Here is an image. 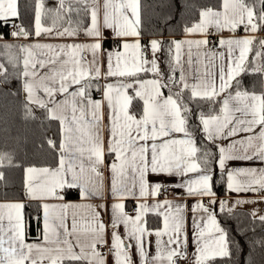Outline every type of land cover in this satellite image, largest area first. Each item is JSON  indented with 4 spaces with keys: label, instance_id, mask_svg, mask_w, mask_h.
Instances as JSON below:
<instances>
[{
    "label": "snow or ice",
    "instance_id": "obj_1",
    "mask_svg": "<svg viewBox=\"0 0 264 264\" xmlns=\"http://www.w3.org/2000/svg\"><path fill=\"white\" fill-rule=\"evenodd\" d=\"M33 5L29 20L20 0H0V92L18 97L22 118L44 129L46 153L41 163H23L0 151V183L7 186L5 168L23 172L18 198L0 200V264H108L109 257L112 264H240L243 246L229 222L238 207L264 202V166L229 165H264V91L243 84L244 75L264 78V0L198 6V19L183 24L185 38L168 44L167 73L156 55L164 41L143 42L142 0ZM166 7L167 26L193 5ZM53 124L58 131L49 137ZM216 184L256 198L221 199ZM168 187L195 200L191 254L188 205L168 199ZM127 200L136 202L132 214ZM259 213L247 215L264 226ZM149 214L162 227L149 228Z\"/></svg>",
    "mask_w": 264,
    "mask_h": 264
},
{
    "label": "trees",
    "instance_id": "obj_2",
    "mask_svg": "<svg viewBox=\"0 0 264 264\" xmlns=\"http://www.w3.org/2000/svg\"><path fill=\"white\" fill-rule=\"evenodd\" d=\"M54 0H47V6H53ZM170 0H142V4L146 5L143 8V19L145 21V36L144 39L157 38L164 41V49L159 52L158 63L164 72H168L169 53L167 51L168 44L171 40L183 35L182 27L185 22L191 23L192 20L198 19L196 8L208 3L215 5L219 4V0H189L193 5L189 8L183 17L177 11L175 19L169 22V25L164 24V17L172 11L166 7ZM33 0H20L21 15L27 19L33 16ZM177 21L180 23L177 24ZM49 23V21H45ZM150 29H163V35L156 34L152 36ZM107 47V46H106ZM11 71V69H9ZM178 75V73H177ZM18 81L12 82V87H18ZM243 84L250 91L256 92L261 90V76L259 75H244ZM165 95L167 89H164ZM49 128V126H45ZM41 129L36 122L26 121L22 118V111L19 104V98L0 92V151L12 152L16 155L17 160L23 163H41L46 153L39 149V143L42 139ZM57 126L53 124L48 130V136L52 137L57 134ZM7 181L5 187L0 183V199L18 198V193L22 184L23 172L22 169H3ZM220 179V173L215 172L214 181ZM224 185L216 184L214 191L217 194L223 192ZM7 193L5 196L4 193ZM245 210H236L237 219L231 220L229 223L232 228V235L238 239L243 250L239 256L240 264H264V226L257 219L253 221L250 215H247ZM218 219L223 223L222 215H218ZM246 228L247 231L241 236L237 231V226ZM31 236L35 237L37 228L35 222L31 226ZM236 257H233L235 260ZM217 264H221L217 261Z\"/></svg>",
    "mask_w": 264,
    "mask_h": 264
},
{
    "label": "crops",
    "instance_id": "obj_3",
    "mask_svg": "<svg viewBox=\"0 0 264 264\" xmlns=\"http://www.w3.org/2000/svg\"><path fill=\"white\" fill-rule=\"evenodd\" d=\"M239 31L240 32H238L237 35H241V36L244 35L243 29H241ZM225 35H228V33H225ZM258 35L259 36H264V32L258 33ZM184 38H185V36L183 34V35L175 38V40H180V39H184ZM191 38H198V37H191ZM149 39H147V42H148ZM42 42H53V41H42ZM193 51L195 53V49H193ZM156 55H157L158 60H159V52ZM149 56H150V53H149ZM254 56H255V51L250 53V59L252 57H254ZM182 59L184 61H187V47L186 46H185V48L182 51ZM193 59H195V55H194ZM147 78H151V74H148ZM103 82L104 81H101V83H103ZM261 91H264V78H262V77H261V90L258 91V93L261 92ZM94 97L95 98H99V96L98 97L94 96ZM229 166L230 167L258 166L259 167V166H264V165L259 164V162L253 163V162H244V161H233V162H230ZM216 172L220 173L218 168L216 169ZM161 179L165 180L169 184L175 183L177 181V178H175V177H171V178L161 177ZM182 193H183V189L176 188L174 196L168 197V199H170V200H178L180 203L188 205V209H187L186 215H185V225H186V230H187V234H188V241H189L187 250H188L189 254H191L195 250V246L192 243V216H193V214L191 212V205L193 203H195V200H194V198L186 197V196L181 198ZM218 196L221 199H229L231 201H234L235 199H238V198H256V194L255 193H240V194H237V193H226L225 186L223 188V192L221 194H218ZM163 198L164 197H161V196L159 197V199H161V200H163ZM13 199H16V198H11V199H7V200H13ZM0 200H5V199H0ZM133 202H135V201L127 200L126 201V205H127L126 208H128L130 206V204L133 203ZM239 209L240 210H245L248 213H250L253 209H259L260 210L259 214H264V202L257 203V204L243 205V206L238 207L236 210H239ZM216 210L219 213L218 207H217ZM106 219H107V217H106ZM146 220H147V226L149 228L155 229V228H158V227H162V219L160 217H157V216H155L153 214H149V215L146 216ZM120 231H121V233L123 232V227L122 226L120 228ZM151 240H152V243H151V246L149 247V251L154 253L155 252V237H152ZM136 259H137V264H139L138 258H136ZM108 264H112L111 257H109ZM181 264H186V262H181Z\"/></svg>",
    "mask_w": 264,
    "mask_h": 264
},
{
    "label": "built area",
    "instance_id": "obj_4",
    "mask_svg": "<svg viewBox=\"0 0 264 264\" xmlns=\"http://www.w3.org/2000/svg\"><path fill=\"white\" fill-rule=\"evenodd\" d=\"M238 32H240V31H238ZM143 42L147 43V40L144 39ZM93 94L96 97H98L100 95L98 92H95V91L93 92ZM175 190H176V188L168 187V188L163 189L162 191H163V193H171V195H168V197H171V196H174ZM161 197H164V195H161ZM135 206H136V202L131 203L130 206L128 208H126V212L128 214L133 213V209L135 208Z\"/></svg>",
    "mask_w": 264,
    "mask_h": 264
}]
</instances>
